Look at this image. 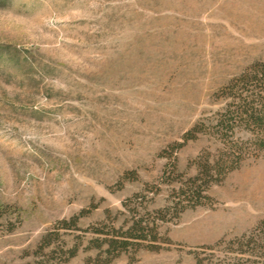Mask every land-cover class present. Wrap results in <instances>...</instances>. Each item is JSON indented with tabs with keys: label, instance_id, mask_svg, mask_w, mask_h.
I'll list each match as a JSON object with an SVG mask.
<instances>
[{
	"label": "rangeland",
	"instance_id": "1",
	"mask_svg": "<svg viewBox=\"0 0 264 264\" xmlns=\"http://www.w3.org/2000/svg\"><path fill=\"white\" fill-rule=\"evenodd\" d=\"M260 60L264 0H0V264H195L199 246L253 230L264 155L164 223L159 249L104 263L91 245L147 185L161 187L151 208L166 203L171 164L195 172L213 139L178 143Z\"/></svg>",
	"mask_w": 264,
	"mask_h": 264
},
{
	"label": "trees",
	"instance_id": "2",
	"mask_svg": "<svg viewBox=\"0 0 264 264\" xmlns=\"http://www.w3.org/2000/svg\"><path fill=\"white\" fill-rule=\"evenodd\" d=\"M217 96L224 105L212 115L199 119L183 135V146L202 136L213 139L215 147H205L189 164L193 174L180 171L177 163L163 173L162 183L169 185L166 203L151 208L161 187L147 185L143 190L128 197L124 202V219L115 224L109 212L100 227H93L98 235L91 245L101 249L109 263L122 253L141 249L156 250L169 238L162 232V225L172 222L188 208L207 205L212 197L210 188L223 181L247 159L264 155V60L244 69ZM78 216L72 218L75 224ZM71 221L64 219L62 224ZM13 223L7 229H14ZM47 234L42 247L51 244ZM105 246V248H104ZM78 247L72 248L75 255ZM195 264H264V220L253 230L241 236L222 238L213 244H204L195 251Z\"/></svg>",
	"mask_w": 264,
	"mask_h": 264
}]
</instances>
